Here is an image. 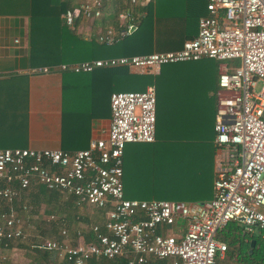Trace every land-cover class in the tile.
<instances>
[{"label": "built area", "instance_id": "built-area-1", "mask_svg": "<svg viewBox=\"0 0 264 264\" xmlns=\"http://www.w3.org/2000/svg\"><path fill=\"white\" fill-rule=\"evenodd\" d=\"M108 0H76L60 14L62 25L97 20ZM154 0H123L117 29L97 42L111 46L131 35ZM196 35L176 51L104 58L77 64L34 68L30 74L90 73L119 68L138 75H158L162 66L203 58L221 63L239 59L228 71L219 65L216 82L212 145V198L200 203L129 200L123 195L122 156L127 144H151L155 136V91L113 92L104 136L91 139L84 150L0 149V244L24 241L22 218L12 209L35 186L73 198L78 207L101 211L92 224L94 240L69 244L64 228L57 240H42L35 248L52 251L70 264L103 261L109 264H215L225 243L215 238L227 223L250 236L264 231V0H206ZM20 211L29 206L22 203ZM55 215L43 221L54 223ZM60 220V219H59ZM101 225V226H100ZM101 229L103 232H100Z\"/></svg>", "mask_w": 264, "mask_h": 264}, {"label": "crops", "instance_id": "crops-1", "mask_svg": "<svg viewBox=\"0 0 264 264\" xmlns=\"http://www.w3.org/2000/svg\"><path fill=\"white\" fill-rule=\"evenodd\" d=\"M75 1L71 0L72 7ZM159 1L154 0V6ZM177 2L180 3L175 13L179 15L182 12L186 13L189 9L190 0H177ZM113 6L122 7L123 10L120 12L127 9V6L123 4V0H108L102 11V16L98 20L77 23L78 27L76 30L78 35L82 34L84 39L91 35L94 38L96 37L97 42V37L107 30L115 31L117 29V17L112 20L113 22L111 21L113 26L103 30L107 26L106 24H109L110 14L114 11ZM134 11H144L145 13L146 10L145 8H141L134 9ZM197 21L196 27L189 28L186 32L181 33L178 29L180 36L176 37V39L181 43L170 46L172 49L167 48L160 52L151 53L170 52L180 49L184 41L190 40L196 35ZM27 33L28 20L24 13L0 15V116L3 114L5 102L8 106H11L12 110L15 109V106L19 108L20 102H24L26 106V126L24 139H22V149H58L66 152L84 150L87 148L89 140L99 139L104 136L109 120V98H107V94H103L102 90L104 88L100 87L101 82L98 80L95 82L94 79H91L87 82V86H83L82 90L79 88L76 90L72 87L74 86L73 84L62 80V73L30 74L29 71L34 68H30L28 64ZM161 34L162 36L158 39L165 41L167 36L163 33ZM140 55L147 54L132 56ZM115 57L130 56L117 55L108 58ZM219 65L220 63L214 60L203 58L195 62H182L162 66L158 75L151 76L152 78L161 77V86H164V83H172V88H166L165 91V95H168L165 101L167 104L165 105V111L171 109L170 114L175 122L180 124L186 122L192 128L196 127L197 131L194 130V132L200 137V140L193 144L186 160L184 161L180 157L181 162L177 165H172V167L176 166L168 168V170L174 171L175 174L191 169H193L194 173L200 170L202 172L201 180L197 178L194 180L195 183L189 182L180 186L179 189L184 193L177 195L174 200L168 201L200 203L212 198V140L214 137L215 91ZM128 73L137 77L147 76ZM154 79L155 82L153 81L145 85L143 90L147 86H153L154 91H156L157 82L156 78ZM160 85L157 86L158 89H162ZM96 90L101 91L99 97L98 95H92ZM182 91L184 93H181ZM95 97H98L100 101H97ZM98 102L100 105L95 107ZM62 111L69 116V119H72L69 125L67 123H65V126L63 125L65 129L64 135H62L61 130ZM1 132L2 130L0 129V134H2ZM161 145L162 143L156 140L155 136L154 142L151 144L125 145L122 156V186L125 198L129 200L140 199L136 195L138 194L136 190L132 188L128 189L126 182L132 179L130 171H132V168L136 169V173L132 171L136 178V176L144 175L153 169L150 160L154 162L156 167L159 159L164 154L158 151V149H161ZM196 169L198 170L196 171ZM196 182L200 187L197 186ZM195 186L199 188L197 193L194 192ZM36 195L37 190L34 187L28 192V201L21 200L12 204L15 215L22 218L25 223L23 226L25 239L24 241L8 244L6 247L0 244V264H66L57 253L35 248L42 240H57L60 228L66 230V241L69 244L74 245L79 242H87L88 236H85V233H87L89 225L86 226L84 220H87L89 224L96 211L77 206V215L70 214L67 220L65 210L69 207L68 203L72 202L71 199L69 201V198H62L58 194L57 200L47 205L42 199L35 201L34 197ZM22 203L28 204L29 211L27 213L20 211L18 206ZM37 208H40L38 213H36ZM44 215H55L58 220L48 224L43 222ZM101 218L97 222H101ZM223 256L218 259L222 260ZM232 262L228 264L237 263L236 257ZM86 264L109 263L91 260Z\"/></svg>", "mask_w": 264, "mask_h": 264}, {"label": "trees", "instance_id": "trees-1", "mask_svg": "<svg viewBox=\"0 0 264 264\" xmlns=\"http://www.w3.org/2000/svg\"><path fill=\"white\" fill-rule=\"evenodd\" d=\"M205 1L190 0L189 9L186 13L182 12L180 15L175 13L177 12L176 8L179 6L176 8L170 7V5L174 6L176 4L175 0H160L155 6L154 3H151L145 7L146 14L137 23V29L133 34L109 47L98 44L96 37L94 38L91 35L87 36L86 39H84L82 34L79 36L76 30L77 24H75L72 30L62 25L60 14L72 7L71 0H0V15L25 14L28 20V64L30 68H42L55 67L60 64L71 65L117 55L132 56L160 52L167 48L172 49L170 46L181 43L176 39V37L180 36V32H186L189 28H195L198 17L206 14ZM113 7L114 11L110 14L109 24H106L107 26L103 30L113 26L111 21L116 18L118 12L123 10L120 6ZM178 29L180 30L179 33ZM159 31L169 37H166L165 41L157 40L156 35L161 34ZM173 34H176V36ZM61 75L62 80L73 84L74 86L72 87L76 90L78 88L82 90L83 86H87V82L91 79H94L95 82L98 80L101 82L100 87L104 88L102 91L103 94H107V98L113 92H141L145 85L153 81L155 82L154 78H156L155 137L156 140L162 143L161 149H158V151L164 153V155H178L185 161L189 156V152H191L193 144L200 140L199 135L194 132L196 127L192 128L186 122L182 123L184 125L175 122L170 114L171 109L165 111V105H167L165 101L168 98V95H165V91L166 88H172V83H164V86H161V77L152 78L149 75L137 77L130 75L125 69L119 68H101L93 70L90 73L78 74L63 72ZM23 78L25 77L23 76ZM159 85L162 89L157 88ZM100 92L96 90L92 95H98L99 97ZM181 93L184 92L182 91ZM98 97L95 98L97 101H100ZM98 105H100L99 102L95 107H98ZM4 107L3 114L0 116V129L2 130V134H0V149H22V139H24L26 126V106L24 102H20L19 108L15 106V109L12 110L11 106H8L5 102ZM68 117L62 111V135L65 134L63 125L65 126V123L69 125L72 120ZM168 158L170 157L166 159ZM201 173L200 170L194 173L193 169L177 173V175H181L178 187L189 182H194L197 178L201 180ZM150 178L151 173L146 172L144 175L136 176L135 180L131 179L126 182L128 189L132 188L138 192L136 194L140 198L138 200H174L176 198L177 195L173 193V190L159 189L155 185L150 184L148 180ZM196 184L200 187L197 182ZM197 186H195L196 189L194 191L196 193L199 189ZM35 190H37V195L34 197L35 201L42 199L49 205L50 202L56 201L58 198V193L48 191L43 186H35ZM69 201V207L65 210L67 220L70 214L77 215L78 212L73 198L70 197ZM96 213L92 216L89 224L87 220H84L86 226L89 225L88 231L85 233V236H88L87 242L94 240L95 236L90 226L101 223L97 221L102 217V212L96 211ZM100 232H103V230L101 229ZM215 238L226 245L222 260L215 258V264L233 263L232 260L235 257L237 260L235 264H264V231H256L250 236H243L240 224L230 222L217 231ZM148 260L147 264H165V260L159 261L153 258H149ZM65 262L66 264H70L67 261ZM118 264H123V262L118 261Z\"/></svg>", "mask_w": 264, "mask_h": 264}, {"label": "rangeland", "instance_id": "rangeland-1", "mask_svg": "<svg viewBox=\"0 0 264 264\" xmlns=\"http://www.w3.org/2000/svg\"><path fill=\"white\" fill-rule=\"evenodd\" d=\"M175 3L176 4L174 6L170 5V7L176 8L179 6L180 2H177V0H176ZM173 35L176 36V34H173ZM161 36H162V34L156 35V39L158 40V38H160ZM167 37H169V36H167ZM220 64L225 65L228 68V71L232 72L233 69L239 67L240 60L239 59L225 60V61L221 62ZM167 157H170V158L166 159ZM150 162L153 165V169L148 171L149 173H151V178L148 179L150 181L149 182L150 184L155 185L159 189H167L170 191L173 190V193H175L176 195H180V194L184 193L178 187V182L181 180V175H177L174 173V171L168 170V168H171L172 165H174V164L177 165L178 163L181 162V158L178 155H174V154H168V155L165 154L164 155L163 154L161 156V158L159 159L158 164L156 165L157 168L155 167V164L152 160H150ZM174 167H172V168H174ZM132 171L134 173L137 172L136 169H134V168H132ZM132 171H130L131 177L133 180H135V175ZM26 200L28 201V199H26ZM39 209L40 208L36 209V213H38Z\"/></svg>", "mask_w": 264, "mask_h": 264}]
</instances>
